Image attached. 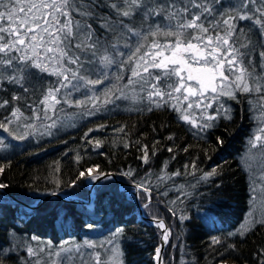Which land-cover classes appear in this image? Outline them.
<instances>
[{"label":"snow or ice","instance_id":"obj_1","mask_svg":"<svg viewBox=\"0 0 264 264\" xmlns=\"http://www.w3.org/2000/svg\"><path fill=\"white\" fill-rule=\"evenodd\" d=\"M8 85L17 90L11 101L24 100L31 113L12 107L0 121V129L17 141L51 135L58 123L62 126L60 114L67 118L68 108L80 110L81 117L94 116L119 100L138 111L169 108L199 133L220 116L231 119L222 98L253 95L249 104L258 126L248 141L246 164L251 169L254 163L258 171L250 197L254 207L239 234L264 225V211L257 216L255 209L257 200L264 205V0H0V91ZM9 104L0 100V108ZM217 142L223 143L219 137ZM4 147L0 140V150ZM141 151L140 159L148 163L147 146ZM215 174L213 169L200 179ZM102 175L92 167L79 173L91 180ZM126 175L131 177V171ZM6 187L0 183V189ZM136 187L150 202L145 182ZM156 226L167 244L170 229L162 220ZM119 235L102 243L27 245L23 264H124L115 239ZM213 243L220 240L213 238ZM11 250L0 249V264ZM154 259L163 264L160 247Z\"/></svg>","mask_w":264,"mask_h":264},{"label":"trees","instance_id":"obj_2","mask_svg":"<svg viewBox=\"0 0 264 264\" xmlns=\"http://www.w3.org/2000/svg\"><path fill=\"white\" fill-rule=\"evenodd\" d=\"M14 91L10 85L0 91V100L10 101L7 108H0V121L12 107L31 115L24 100L11 101ZM249 100L254 96L240 93L229 99L231 119H219L199 134L169 108L122 112L107 105L77 130L51 139L34 138L33 143L30 138L21 141V150L0 156V166H4L0 183L19 202L0 191V249H12L4 257L5 264H23L27 260L25 241L31 242L33 237L57 245L117 232L124 264H156L160 229L139 218L134 197L127 194L142 181L151 190L150 202L137 191L142 215L162 220L170 229L161 254L163 264H264V225H255L246 235L232 234L248 209V178L239 157L253 126ZM79 111L66 109L72 116ZM96 141H101L99 147ZM143 146L148 148V163L140 159ZM193 163L195 169H185ZM90 167L97 173L113 174L121 186L109 179L100 181L89 204L84 205L88 178L79 173ZM213 169L215 175L200 179ZM129 171L131 177L126 175ZM177 171L182 174L172 175ZM161 175L163 181L158 179ZM181 185L183 190L178 191ZM53 193L79 202L51 199L31 211L22 206H33ZM181 216L187 219L182 221ZM213 238L220 243L214 244Z\"/></svg>","mask_w":264,"mask_h":264},{"label":"rangeland","instance_id":"obj_3","mask_svg":"<svg viewBox=\"0 0 264 264\" xmlns=\"http://www.w3.org/2000/svg\"><path fill=\"white\" fill-rule=\"evenodd\" d=\"M105 84H108L109 86H111L110 84H109V82H105ZM100 88L101 89H103L104 88V85H101L100 86ZM223 99V103L225 104V106L226 107H228L229 109H230V106H229V104H228V98H222ZM254 100H255V97H254ZM112 107H114V108H117L118 110H122V112H136V111H138V110H135V108H134V106H132L131 104H130V102L129 101H125V100H119V101H116V103L113 105V104H110ZM130 107H133V110H129V108ZM141 107H143V105H141ZM215 105H213V109H215ZM68 109H73V110H76V111H79L78 109H75V108H68ZM171 110V109H170ZM210 111H212V110H210ZM256 115V113H254V111L252 110V116H251V119H252V121H253V126L251 127V130H250V132H249V135H248V137L245 139V141H244V145H243V151H242V153H241V155H240V157H239V161H240V164H241V166H242V168L245 170V172L247 173V178H248V187H249V201H248V209H247V212L244 214V217H243V220H242V222L239 224V226L237 227V229L236 230H234L233 232H232V234L233 235H236V234H238V235H240L239 234V232H240V228H241V225L242 224H244V223H246V221H247V218H248V213H249V211H252L253 210V207H254V205H253V201L251 200V195H252V181H253V175H254V173H257V171H258V168H257V166L253 163V167L251 168V169H248L247 168V164H246V159H247V154H248V151H249V145H248V141H249V139L252 137V135H253V133L256 131V129H257V126H258V122H257V120L256 119H254V116ZM96 117V115H94V116H85V117H81L80 115H79V113H77V115H75V116H72V115H68V117L67 118H65V116H63V114L61 113V120L63 121V124H62V126L58 123V126H57V128H55V129H53L52 130V134L51 135H43V136H41V135H39V134H37L36 136H34V137H30V139L32 140V142L31 143H33V139L35 138H45V139H51L52 137H56V136H58V134H66V133H69V132H72V131H74V130H77L79 127H81V125L83 124H85V123H88L90 120H92V119H94ZM219 119H225V118H223V116H220V117H218L217 118V120L214 122V125L218 122V120ZM225 120H227V119H225ZM183 122V121H182ZM38 123V122H37ZM184 123V122H183ZM186 124V123H185ZM186 125H188V124H186ZM189 126V125H188ZM190 127V126H189ZM190 129H192V130H194V132H196L197 134H199V133H203V132H197V130L196 129H194V128H192V127H190ZM210 129V128H209ZM208 130V129H207ZM41 131H44V129L43 128H41ZM29 139V140H30ZM0 140H3V142H4V145H6L7 147H4L2 150H0V156H6V155H10L13 151H19V150H21V148L23 147V145L22 144H19L21 141H17V140H13L6 132H4L3 130H1L0 131ZM35 142V141H34ZM255 150H253V152H254ZM251 163V162H250ZM93 183V180H91V179H87L86 180V186H87V188L91 185ZM99 183V182H98ZM97 183V184H98ZM96 184V185H97ZM95 187V186H94ZM94 187H93V190H92V192H91V194L89 195V197H88V201L90 202V200H91V198H92V196H93V191H94ZM134 192V189H132V191L131 192H128L127 194H130L131 195V193H133ZM87 195H88V191H87ZM66 198H68V197H65L64 199H66ZM70 199H72V200H76V198H74V197H69ZM68 198V199H69ZM86 200V201H87ZM83 202H85V201H83ZM255 209H256V215L258 216L259 215V213L261 212V211H264V205H262L261 204V202L259 201V200H257V202H256V204H255ZM255 225H257V224H254V225H252V228L255 226ZM114 238V234H111L110 236L109 235H105V236H100V237H95V238H90V239H86V240H90V241H93V242H96V243H102V242H106V241H109V240H112ZM115 239H116V241L119 243V240H118V237H115ZM85 241V240H84ZM84 241H82V242H76V241H68V242H70V243H72V242H74V243H77V244H82ZM65 242V241H64ZM64 242H61V243H59V244H57V245H54V244H52L51 242H40V241H37L36 239L35 240H33L32 238H31V242L30 241H28V240H26L25 241V247L27 246V245H32L33 247H43V246H45V245H47V244H51L53 247H56V246H58V245H61V244H63ZM165 244V243H164ZM120 245V244H119ZM165 246H166V244H165ZM24 247V248H25ZM24 253H25V255H24V257H26L27 259H28V257H27V252H26V250L24 249ZM157 262V261H156ZM220 264H235L234 262H231V261H224V262H222V263H220Z\"/></svg>","mask_w":264,"mask_h":264},{"label":"water","instance_id":"obj_4","mask_svg":"<svg viewBox=\"0 0 264 264\" xmlns=\"http://www.w3.org/2000/svg\"><path fill=\"white\" fill-rule=\"evenodd\" d=\"M107 179L114 181V182L117 184V186H121V183L117 181L116 177H115L113 174H109V175H106V176L102 175V176L99 177V179L93 180V183L87 188V191H88V197H89V195L91 194V192H92V190H93V187H94L98 182L103 181V180H107ZM132 188L134 189V192L131 193V195L134 197V200H135V206H136V208H137V212H138V216H139V218H140L142 221L146 222V223H147L148 225H150V226H156V225H157V221H156V220L147 219V218H145V217L142 215V210H141V207L139 206V202H138L137 188H136V187H132ZM0 191H3V192H4V193H5V194H6V195H7V196H8V197L14 202V203H19V202H17V200L14 198V196H12L7 190H5V189H0ZM129 192H131V191H129ZM51 199H59V200L64 201V202H72V203H77V202H79L78 200H70V201H68L67 199H64L62 196L55 194V195L46 196V197L40 199V200H39L35 205H33V206H28V205H24V204H22V206H23L26 210L31 211V210H33V209L38 208L39 206H41L42 204H44L46 201L51 200ZM81 203L84 204V205H88V204H89V201H88V200L85 201V202L82 201ZM156 227H157V226H156ZM160 232H161V230H160ZM159 247L161 248V254H162V252H163V250H164V248H165V244H164V242H163V240H162V235H161V239H160ZM156 264H157V262H156Z\"/></svg>","mask_w":264,"mask_h":264}]
</instances>
